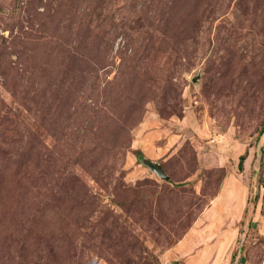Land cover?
Here are the masks:
<instances>
[{
  "label": "rangeland",
  "instance_id": "374dc122",
  "mask_svg": "<svg viewBox=\"0 0 264 264\" xmlns=\"http://www.w3.org/2000/svg\"><path fill=\"white\" fill-rule=\"evenodd\" d=\"M263 124L264 0H0V264H264Z\"/></svg>",
  "mask_w": 264,
  "mask_h": 264
},
{
  "label": "water",
  "instance_id": "95a60500",
  "mask_svg": "<svg viewBox=\"0 0 264 264\" xmlns=\"http://www.w3.org/2000/svg\"><path fill=\"white\" fill-rule=\"evenodd\" d=\"M198 77H195L194 80L196 81ZM144 163H146L151 169L156 171V173L164 178V179H170V175L166 173L164 170L162 164L158 161L152 160V159H144Z\"/></svg>",
  "mask_w": 264,
  "mask_h": 264
},
{
  "label": "trees",
  "instance_id": "16d2710c",
  "mask_svg": "<svg viewBox=\"0 0 264 264\" xmlns=\"http://www.w3.org/2000/svg\"><path fill=\"white\" fill-rule=\"evenodd\" d=\"M264 129V124H263V126H262V128H261V130L260 131H262ZM245 155H241L240 156V161H239V166H240V168L243 166V164H244V160H245Z\"/></svg>",
  "mask_w": 264,
  "mask_h": 264
}]
</instances>
